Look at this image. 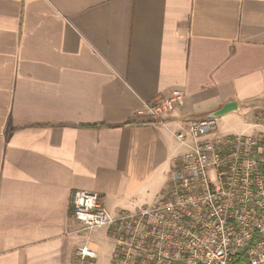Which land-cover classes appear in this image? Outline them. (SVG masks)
Segmentation results:
<instances>
[{
    "label": "crops",
    "instance_id": "crops-1",
    "mask_svg": "<svg viewBox=\"0 0 264 264\" xmlns=\"http://www.w3.org/2000/svg\"><path fill=\"white\" fill-rule=\"evenodd\" d=\"M173 89L160 121L141 114ZM204 117L264 132V0H0V264H111L72 191L115 217L153 205Z\"/></svg>",
    "mask_w": 264,
    "mask_h": 264
},
{
    "label": "built area",
    "instance_id": "built-area-1",
    "mask_svg": "<svg viewBox=\"0 0 264 264\" xmlns=\"http://www.w3.org/2000/svg\"><path fill=\"white\" fill-rule=\"evenodd\" d=\"M180 98L173 89L141 114L160 121ZM175 137L190 144L153 205L115 217L97 192L73 190L78 231L111 228V264H264V132L222 137L215 119L204 117ZM76 254L93 257L86 245Z\"/></svg>",
    "mask_w": 264,
    "mask_h": 264
},
{
    "label": "rangeland",
    "instance_id": "rangeland-1",
    "mask_svg": "<svg viewBox=\"0 0 264 264\" xmlns=\"http://www.w3.org/2000/svg\"><path fill=\"white\" fill-rule=\"evenodd\" d=\"M165 191V190H164ZM104 263V261L102 260L101 262H100V259H98V261L96 262V264H103Z\"/></svg>",
    "mask_w": 264,
    "mask_h": 264
},
{
    "label": "water",
    "instance_id": "water-1",
    "mask_svg": "<svg viewBox=\"0 0 264 264\" xmlns=\"http://www.w3.org/2000/svg\"><path fill=\"white\" fill-rule=\"evenodd\" d=\"M225 108H226V105L221 110H219V112L224 111ZM219 112H217V113H219Z\"/></svg>",
    "mask_w": 264,
    "mask_h": 264
}]
</instances>
